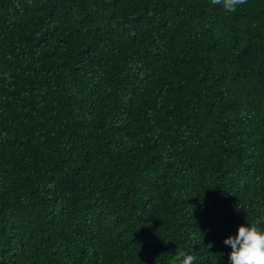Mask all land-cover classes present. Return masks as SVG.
Wrapping results in <instances>:
<instances>
[{
    "label": "trees",
    "instance_id": "trees-1",
    "mask_svg": "<svg viewBox=\"0 0 264 264\" xmlns=\"http://www.w3.org/2000/svg\"><path fill=\"white\" fill-rule=\"evenodd\" d=\"M264 228V0H0V264H231Z\"/></svg>",
    "mask_w": 264,
    "mask_h": 264
},
{
    "label": "clouds",
    "instance_id": "clouds-1",
    "mask_svg": "<svg viewBox=\"0 0 264 264\" xmlns=\"http://www.w3.org/2000/svg\"><path fill=\"white\" fill-rule=\"evenodd\" d=\"M213 6H221L225 12H235L245 0H210ZM231 246L229 260L231 264H264V228L259 221L243 224L238 228L237 235L229 236L224 240ZM196 257L187 251L176 253L177 264H194Z\"/></svg>",
    "mask_w": 264,
    "mask_h": 264
}]
</instances>
